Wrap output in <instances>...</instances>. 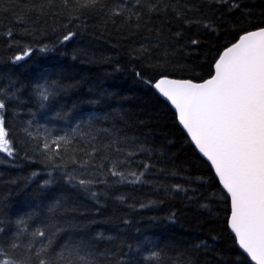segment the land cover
<instances>
[{
    "label": "snow or ice",
    "instance_id": "1",
    "mask_svg": "<svg viewBox=\"0 0 264 264\" xmlns=\"http://www.w3.org/2000/svg\"><path fill=\"white\" fill-rule=\"evenodd\" d=\"M8 17L0 23V154L29 170L6 182L22 200L0 196V264H264V0L258 11L244 0H0V20ZM90 29L127 42L137 81L174 109L179 146L155 114L133 122L120 106L76 112L60 100L79 82L17 71ZM72 56L88 53L74 47ZM33 108L55 109L66 127L39 123ZM21 111L29 119L17 140L9 127ZM166 199L195 206L199 234L130 243L94 218L109 203L133 209Z\"/></svg>",
    "mask_w": 264,
    "mask_h": 264
},
{
    "label": "trees",
    "instance_id": "2",
    "mask_svg": "<svg viewBox=\"0 0 264 264\" xmlns=\"http://www.w3.org/2000/svg\"><path fill=\"white\" fill-rule=\"evenodd\" d=\"M244 3L256 11L262 6V0H244ZM9 19L11 17L0 20V23L6 24ZM54 40L55 37L52 36L48 42ZM127 46V42L120 41L115 35L109 38L107 34H102L99 30L90 29L88 32L79 33L75 40L58 45L55 51L41 53L27 64H21L17 71L22 77H33L46 71L53 74V78L59 75L67 82H79V87L69 89L60 100L61 104H67L68 107L75 105L76 112L83 111L86 114L88 111H95L97 114H102L103 111L108 110V105L120 106L127 110V118L133 122L143 118L144 115L155 114L159 118L162 130L179 146L184 140V134L181 132L178 121L174 119V110L170 105L164 106L150 98L144 86L137 81L131 71ZM74 47L85 49L88 53L87 58L80 56L73 59ZM117 65L120 67L117 68ZM102 92L105 93L102 103H89L90 100L100 99ZM107 93L115 95L108 96ZM22 99L27 100V97ZM33 111L36 112V120L41 124L51 121L57 128L66 127L65 121L53 115L55 109L49 111L33 108ZM28 119L25 111H21L18 122L9 127L10 134L15 139L25 138L23 122ZM52 123H49L50 127ZM4 158V154H0V196H8L12 193L9 202L14 205L23 197L15 194V189L6 182L27 172L28 164L25 162L21 171L5 164ZM123 191L139 195L147 194L151 199L163 198L162 193L153 194L147 186L142 188L126 186ZM78 202L83 208L93 210L94 201L90 196L80 194ZM129 203H131L130 200ZM173 211L175 218L167 219V215ZM94 218L105 221L100 227L111 230L113 235L121 234L130 243L137 238L147 236L163 244L169 241L190 240L199 234L198 225L201 216L195 206H184L179 199H166L163 204H151L146 208L133 209H129L127 205H120L114 210V206L109 203L105 209H102L101 216ZM123 220H127L128 223L124 224Z\"/></svg>",
    "mask_w": 264,
    "mask_h": 264
},
{
    "label": "water",
    "instance_id": "3",
    "mask_svg": "<svg viewBox=\"0 0 264 264\" xmlns=\"http://www.w3.org/2000/svg\"><path fill=\"white\" fill-rule=\"evenodd\" d=\"M174 110V109H173ZM182 127V126H181ZM253 264H255V262H253Z\"/></svg>",
    "mask_w": 264,
    "mask_h": 264
}]
</instances>
